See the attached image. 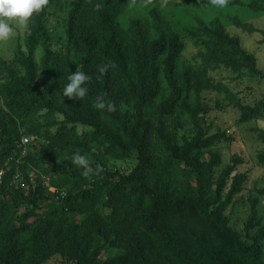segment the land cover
Segmentation results:
<instances>
[{
  "label": "trees",
  "instance_id": "16d2710c",
  "mask_svg": "<svg viewBox=\"0 0 264 264\" xmlns=\"http://www.w3.org/2000/svg\"><path fill=\"white\" fill-rule=\"evenodd\" d=\"M54 1L28 20L11 60L0 57V264L55 256L64 264H264L259 197H250L242 234L229 208L247 182L238 171L245 160L234 155L220 169L219 153L205 158L226 135L205 123L202 100L206 89L225 88L208 76L210 67L245 66L264 78L255 55L217 16L177 28L159 7L165 0H73L66 47L57 50ZM134 2L150 7L149 18L125 23ZM227 4L264 13L263 0ZM185 35L203 47L201 66L182 59ZM76 70L91 77L84 100L63 96ZM97 96L116 110L94 108ZM233 104L241 121L264 114V99ZM23 136L38 142L24 152ZM258 137L264 142V129ZM75 153L95 170L89 177L71 163ZM128 157L136 159L131 171L109 167ZM257 158L264 164V150ZM256 190L264 197V186Z\"/></svg>",
  "mask_w": 264,
  "mask_h": 264
},
{
  "label": "rangeland",
  "instance_id": "374dc122",
  "mask_svg": "<svg viewBox=\"0 0 264 264\" xmlns=\"http://www.w3.org/2000/svg\"><path fill=\"white\" fill-rule=\"evenodd\" d=\"M199 0H165L159 4L163 13L170 18L177 28L194 25L196 17L208 15L219 17L226 31L241 40L243 48L255 55L258 67L264 72V13H249L248 11L238 10L230 4L223 7L209 6L206 8L197 6ZM250 1V0H243ZM264 1V0H263ZM73 0H55L50 4L49 25L53 35L52 48L57 50L66 47V36L63 27V21L72 6ZM149 6L144 3H132L122 14V21L128 23L131 18L141 16L149 18ZM236 15L246 26L237 24L233 18ZM13 26V34L10 39L0 41V57L11 60L12 52L18 43H23V33L27 27L19 25L18 22L10 21ZM186 48L182 53L183 60L191 61L195 66L202 65L200 51L204 50L201 45H196L188 36H183ZM42 48L37 50V58L42 55ZM2 74L0 73V78ZM208 76L215 84L225 86L221 90L206 89L202 93L203 103L206 105L207 113L204 115L205 123L211 125L213 130L224 131L226 138L221 140L211 148V151L205 152V158H210L211 153H219L222 163L220 169L230 163L234 155L243 157L245 162L240 165L238 171L247 173L248 179L244 185V190L236 196V203L229 208L232 225L244 234V222L248 217L250 208V197L257 195L259 197V210L264 222V197L257 193L256 189L264 186V164L258 161V154L264 150V142L259 139V131L264 129V114L249 121H241V110L233 104L239 101L242 104H253L255 101L264 99V78L254 76L249 73L245 66L231 67L221 64L208 69ZM235 98V100H233ZM78 128L84 129L78 125ZM31 143H37L38 140L28 136ZM136 164V159L128 157L124 159H112L110 168L122 172H129ZM112 254V251L106 250L104 255ZM44 264H64L61 256H55Z\"/></svg>",
  "mask_w": 264,
  "mask_h": 264
},
{
  "label": "clouds",
  "instance_id": "9594fccd",
  "mask_svg": "<svg viewBox=\"0 0 264 264\" xmlns=\"http://www.w3.org/2000/svg\"><path fill=\"white\" fill-rule=\"evenodd\" d=\"M214 6L223 7L227 0H210ZM49 0H0V41L10 39L13 34V26L10 21L18 22L19 25L26 26L28 20L34 13L39 14L47 5ZM30 35V32L28 33ZM110 65L99 67L98 71L104 74ZM91 79L85 72L76 70L67 76V83L63 88V96L73 100H84L88 94L86 83ZM93 107L98 110L107 109L108 112L116 110L111 101H106L103 96H97ZM27 143L26 140L23 141ZM71 163L83 169L82 175L89 177L95 170L90 166L88 159L75 153L71 157Z\"/></svg>",
  "mask_w": 264,
  "mask_h": 264
},
{
  "label": "built area",
  "instance_id": "2783aa9c",
  "mask_svg": "<svg viewBox=\"0 0 264 264\" xmlns=\"http://www.w3.org/2000/svg\"><path fill=\"white\" fill-rule=\"evenodd\" d=\"M24 140H26L27 143L29 142V138H28L27 136H23V137H22V140H21V142H20V144H19V146H22L23 151L25 152V151H26V145H27V143H24V142H23Z\"/></svg>",
  "mask_w": 264,
  "mask_h": 264
}]
</instances>
